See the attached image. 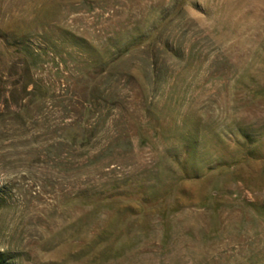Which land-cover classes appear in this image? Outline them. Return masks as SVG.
<instances>
[{"label":"rangeland","instance_id":"obj_1","mask_svg":"<svg viewBox=\"0 0 264 264\" xmlns=\"http://www.w3.org/2000/svg\"><path fill=\"white\" fill-rule=\"evenodd\" d=\"M0 264H264V0H0Z\"/></svg>","mask_w":264,"mask_h":264}]
</instances>
